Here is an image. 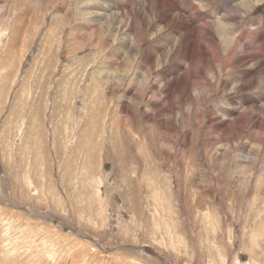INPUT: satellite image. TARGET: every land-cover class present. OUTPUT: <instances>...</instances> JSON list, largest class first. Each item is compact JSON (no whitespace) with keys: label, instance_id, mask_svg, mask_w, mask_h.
Here are the masks:
<instances>
[{"label":"rangeland","instance_id":"374dc122","mask_svg":"<svg viewBox=\"0 0 264 264\" xmlns=\"http://www.w3.org/2000/svg\"><path fill=\"white\" fill-rule=\"evenodd\" d=\"M82 1L0 0V264H264V153L215 157L227 143L196 136L186 104L185 124L174 121L187 145L131 110L132 92L104 86L110 58L86 40L102 27L94 10L128 3ZM200 1L174 9L214 22L228 10L235 31L264 29V0Z\"/></svg>","mask_w":264,"mask_h":264},{"label":"bare ground","instance_id":"6f19581e","mask_svg":"<svg viewBox=\"0 0 264 264\" xmlns=\"http://www.w3.org/2000/svg\"><path fill=\"white\" fill-rule=\"evenodd\" d=\"M88 1L83 0L80 4H88ZM183 1L185 0H126L129 5L126 4L125 11L119 1L116 10L112 11L111 8L109 14L106 12L110 8L104 3L92 12L97 15L95 21L102 27L94 30L92 40L91 35L86 40L89 44L94 39L97 40L101 50L110 58V67L114 69V72L111 71L112 76L110 72L106 74L104 86H107L108 81L115 82L117 90L132 92L128 104L139 108L149 122H156L164 135L176 137L183 134L187 145L190 131L178 128L174 119L184 125L186 117L190 121L194 116L196 136L209 134L214 136V142L227 143L224 152L213 151L212 155L218 157L221 153L236 158L243 155L248 163L256 161L264 153V29L251 23V26H246L247 29L239 26L241 29L235 31L234 23H231L235 18L228 10L220 14L221 19L215 22L204 20L201 17L203 14L200 15L192 4L188 8L189 15H183L184 9H174V6L184 4ZM201 1L203 3H198L199 8L205 9L215 0ZM78 12L79 15L83 14L79 7ZM54 17L62 22L66 19L61 15ZM201 19L203 20L200 21ZM189 21H200L201 24L189 26ZM255 32H259V36L256 37V42H250ZM10 40L13 45L16 43L15 39ZM109 42L116 46V51L110 52ZM155 71H158L157 75H154ZM133 82L137 84L134 89L131 86ZM210 96L215 98L213 104H208ZM160 102H164V106L161 107ZM138 103L141 105L138 106ZM185 104L192 109V115L185 117L186 114L181 110ZM132 105L130 109L134 110ZM126 106L128 107L123 103L122 111H126ZM196 106L197 111L194 109ZM122 129L127 133L131 132L124 123ZM194 144L195 148L198 143ZM187 157L188 162H191L190 149ZM144 160V165L148 166L146 173L155 172L150 168L148 157ZM176 160L174 157L175 162ZM191 164L193 162L187 163ZM240 166L243 169L246 165ZM159 181L156 179L157 184H160ZM98 182L103 184L99 178L96 179V183ZM157 184L153 186L151 182L145 181L146 187H159ZM254 184H257V180ZM100 195L102 193L98 188V198H101ZM261 263L254 260L247 264ZM235 264L241 263L236 259Z\"/></svg>","mask_w":264,"mask_h":264}]
</instances>
